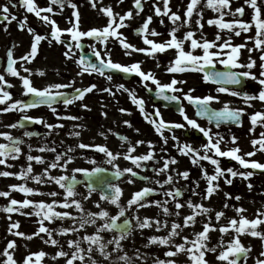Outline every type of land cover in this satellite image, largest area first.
Here are the masks:
<instances>
[{
    "label": "snow or ice",
    "instance_id": "1",
    "mask_svg": "<svg viewBox=\"0 0 264 264\" xmlns=\"http://www.w3.org/2000/svg\"><path fill=\"white\" fill-rule=\"evenodd\" d=\"M92 6L95 8L97 5V0H90ZM200 0H189L186 5L184 11V19L183 24L190 25L192 23V17L194 12L197 10V6ZM245 4L250 6L253 9V21L255 22L257 34L255 38V48L249 49V52H252L256 49H260L262 51V55L260 57L261 61H264V39L261 37L264 36V18H261V8L262 6L258 3V0H244ZM11 7L15 8L17 6L23 7L26 12L34 13L38 18L43 20L45 23L51 25V36L59 43L66 44L67 50L64 52V56L67 59H72L73 56V48L80 49L82 47L81 40L84 37L93 38L95 41H98L104 45L103 54L100 49L96 48L95 44L90 45L93 49V54L96 57L98 63H93L91 60L87 59L85 56L80 55L78 57V63L80 64V71L78 75H83L84 73H98L100 75H106V70H118L119 72L129 73V74H137L142 81L148 82L151 81L155 84V94L158 97H163L165 100L169 101H178L180 97L176 95H166V91L170 90L171 92L175 93L177 91H182L181 89L176 88L175 86L179 83H184L183 81H178L173 77L171 82L169 83H161V81L152 73L151 71H143L141 68V62H133L131 64H122L120 62H115L111 58V52L107 49V43L109 38H114L119 41L122 47L126 50V54L130 55L131 51L145 53L149 56H153L157 52H164L167 48H175L178 50V55L174 62L170 63L169 67L166 69L167 72L170 73H177L186 70V66H190L193 70H198L203 72V78L205 81H212L221 85L217 89L218 92L230 93L233 96L241 97L248 106H252L251 101L259 100L260 102L264 103V63L260 64V73L257 76L256 73L251 71L254 67H256V61L249 56L248 63L242 64L239 62L240 56V49L245 47L243 44H236L233 45L231 43V37H228L227 40L217 44L215 41H209L204 39L202 42L195 39V33L191 30L187 31L184 35V40H190L191 48L193 50L197 48L203 49L202 55H194L192 51H185L183 48V41L177 38L176 32L178 30L179 25L177 24L178 21H181V16L178 11H172L170 8V0H163V7L160 4L156 3L155 0L153 2V8L155 14L157 16H168L169 20L176 25L173 27L170 32L169 36L170 39L164 42H156L153 39H149L148 35H144L143 40L144 43L150 47L144 48H136L130 42H127L126 37L123 36V33L118 31L122 27H126L125 21L127 19H131L133 17V10L129 9L123 15L114 12L111 5L103 6L100 11L104 13L108 17L107 24L103 27H92L88 30H81L80 29V14L77 10V5L73 2V0H50V3L47 7L41 8L36 3L35 0H9ZM66 4L70 6L74 11L72 16L75 18L73 20H69L71 23V27L61 29L56 20L51 19L49 15L42 13H54V9L52 5H58L59 8L62 10ZM133 4L136 10L143 11L144 4L143 0H133ZM207 6L212 8L214 11L219 13L217 18H212L207 21L209 25H217L220 29H229L234 30L235 28L239 27L244 31H248L249 27L251 26L249 23L245 22L242 19H234L232 21H225L223 17L226 14H230L235 16L239 14L240 16L244 15L245 8L243 6L235 8L233 11L231 8V0H207ZM227 10V11H225ZM137 12V14H138ZM202 19V12H198ZM201 19H197L195 23L199 27H203L201 23ZM152 20V16L149 15L144 20L142 26L136 29L137 33H148L149 25ZM7 21L11 23L12 21H18V27L21 30H24L27 25V17L25 16L23 19L18 20V17L15 13H13L9 7V4L6 3L0 6V23ZM163 23V20H161ZM5 30H7V24H5ZM27 31L30 33H34V29L31 27L27 28ZM62 33H68L73 43H67V41L61 40ZM152 35H159L156 33L155 30H151ZM236 35H240L239 31H236ZM45 37L40 34H34V38L32 40L30 46V52L21 57H14L13 49L9 48L7 50V66L5 68V73L11 74L13 76L19 77L22 82V86L24 89V95H31L32 99L30 100H15L11 103H8L6 107L0 108V112H9L12 110H24L33 107H37L39 105H47L51 111L55 114L57 121L62 119H72L77 120L79 117L76 116H69V115H61L57 112L56 108L53 107L54 103L58 101L59 98H63L62 102L67 108L69 105L73 104L76 100H83L85 95L91 93L94 89H97V85L95 83H91L88 86L75 88L73 87L75 84V80L68 84L64 83H50L42 88L36 87L32 80L30 79L31 70L28 68H24L23 71L29 73V75H21V72L14 67L17 61H30L37 55L38 52V44L39 42L44 39ZM222 38L217 33L216 41H220ZM216 48L219 49L218 51H212L211 49ZM225 49H229L226 53L224 52ZM226 56V58H221ZM225 65L231 66L232 69L238 68H246L247 71H212V72H205L204 68L208 65H213L216 62ZM40 75H43V71L38 70ZM106 78L108 81L113 80L112 74H107ZM243 78H251L256 80L260 85L261 88L259 89L258 93L256 94H249L246 91L240 90L235 91L229 87L224 85H241ZM5 86L12 87V85L5 79V74L0 73V104H4L5 101H9L11 99V93L5 90ZM147 86V84L145 85ZM72 88V92H64L60 91L61 89ZM117 90L127 91L130 94V99L134 104H136L140 111L144 113L145 119L149 120L155 126V131L163 136V129H171V128H184L185 125L181 123L175 122H168L165 121L160 114L159 109H156L152 117H161L159 120L155 118H150V114L145 112L144 108V100L141 97H138L134 91L126 88L124 84L116 85ZM151 90V89H150ZM101 92H108L110 95H115L116 93L113 91L111 87L101 88L99 89ZM191 89L188 93L184 94V98L188 100L190 103H193L197 106V116H206L211 122L213 119L216 121V126L219 127L220 122H228L232 121L237 124L241 123L242 114L246 111L244 108H233L230 107L229 103L225 102L224 106L219 110H213L209 107V103L213 100H219V97H214L212 95H206L203 97L199 96H192ZM84 108H88V105H82ZM121 112H126V109L121 108ZM178 111L183 116V119L187 122V125H190L192 128L198 129L200 132L207 137V143L201 146L203 150V154L201 155V150L194 148L190 144H183L180 145L178 142V138L173 136L172 139L177 141V144L174 145L177 148V151L180 152L182 155H190L192 158V162L198 163L199 160H207L210 161L212 165L215 166L214 174L209 175L207 169H202V173L207 180V188L205 190V194L203 199H209L211 195L216 191L219 187L218 183H214L219 180L221 176H224L225 183L231 184L232 180L228 178L226 173L231 177L240 176L241 178L247 179L251 177L254 173L252 171H237L233 168H221L219 160L214 158L212 155H209L210 152H214L218 157H231L235 161H237L242 168L244 169H259L264 170V162L257 161L255 159H246L247 157H253L255 155V151L247 152L244 155H240L241 149L236 146L232 147L228 150H222L220 147L221 141L224 137L220 133H215L216 139H213V134L211 133V129H206L202 127L196 119L190 118L184 108L181 106ZM106 115V114H105ZM250 120L252 124V128L250 131H255V126L259 123L264 125V111H255L250 115ZM21 121H29L35 123H43L45 124L46 128L48 129H55V128H62L64 127L61 123H47L43 117H30V116H23ZM17 121L15 123L7 125L9 128H17V127H25V125L21 122ZM124 123L131 127L130 121H124ZM82 127L81 125H75L73 131L69 132L71 136H79L80 132L76 131V128ZM108 131H112L109 129ZM139 132V129H136ZM121 141H128L127 136H122L119 133H115ZM26 137H31L33 135H39V133H33L32 131H25L23 133ZM101 135H105V133L101 132ZM0 137H3L7 142L0 143V165H7V159L10 157L12 159H17L18 156L22 153V148L20 145L24 143L22 138L15 137L8 131H0ZM237 137L235 135L231 136V142L235 144L237 141ZM167 137L164 138V144H167ZM144 143V141H136V144ZM150 146V150L146 154L141 155H133L132 153L135 152V145H132L129 142V147L126 153L120 152H113L110 150L107 145H87L84 143H79L77 147L79 148H89L94 147L98 149L100 152L105 153L106 156L109 158V163H113L118 157L124 156L125 159L130 160L136 167H141V162L149 161L155 158L154 150L152 146V142H147ZM252 145L254 148L258 145L259 150L264 151V133L260 134L259 139H253ZM29 152L27 154V167L21 168L18 173H13L9 171L0 172V176L9 177V176H16L21 179L29 178V174L33 172L32 161H36L37 163H45V159L41 155H32L31 150L32 146L28 145ZM40 152L45 151H52L56 153L54 160L48 163V166L44 168L43 172L37 175H33L30 178L35 180L37 183H55L57 184L60 189H63V199L56 200L53 199L50 203L45 201L34 202L31 199H24L23 201L17 199H10L9 203L4 207V211L11 214L14 212H19L21 208L33 205L42 211V219L39 222V228L36 233L33 235H39L40 233H46L49 239L46 243H51L52 245H57L58 241L52 238V231L49 230L48 227L45 226L44 221L47 220L51 222L54 219H64V218H71L73 222L72 227H63L59 229L61 234H68L71 232H79L80 230L86 229V226L89 224H97V221H102L98 224L96 231L93 234L85 233L79 240H69L68 245L70 248H74L75 251L71 253L64 251L63 249L59 250L53 259H57L58 257H64L66 259V264H74V262L79 261L80 264H99L97 260L92 256L93 246H95L100 253L106 258H111V251L122 250L123 246L121 241L126 238L125 233L130 232L132 227L135 226L139 229H144L146 227H151L152 223L154 222L157 229H159L162 224L160 220L152 221L148 217L140 218L138 215L133 217L132 219L125 218L123 219L122 223H118L121 217H125V212L128 208H132L133 206L137 207H145L151 204H155L157 206L162 207V210L165 215H176L179 216L180 212L179 209L184 207L183 204L180 203L179 197L183 195V190L180 187H173L169 188L164 192L166 197H171L172 202L175 204L176 212L172 213L167 206L169 201L165 199L164 201L155 200V201H147L146 198L149 196L150 193L156 191V189L145 186L144 188L134 192L131 198L127 201V206L120 205V196L122 195V189L113 183H106V187L100 188V194L102 200L110 201L112 204L116 205L119 209L117 215H110V213L106 209H100L97 212H92L85 209L83 205V200H87L94 191L97 190L94 187L91 181L87 182L88 187V194L83 195L82 199H77V196H81L82 194L77 193L75 189V185L77 184V176L75 173H84L85 176H91L93 173H98L103 171L101 168H93L89 169H82L76 168L73 170V175L69 177L68 175H52V169H65L67 170L68 163L73 159L71 155L62 154L56 152V148L49 147L45 144L43 147L38 149ZM72 148H68V152H71ZM177 163L174 157L166 158L163 162L162 167L158 169H154L157 175L161 173H168L165 179H153L148 176H144V180H152L153 183L158 184L163 188L165 185L174 184L175 179L177 176L187 179L190 175L189 171L185 170L183 172L176 173L174 176L169 171V165ZM11 167V165H8ZM115 169L114 176L121 177L125 173L130 174L129 182H134L133 177L139 176V173L134 171L132 167H125L121 169L118 165L113 164ZM198 186V181L196 182ZM252 185L249 183V188ZM11 190H19L25 194H33L39 192V189H34L32 187L26 186V184H11L9 185ZM195 192V190H193ZM49 196L56 197L60 195L55 191L49 192ZM226 197L232 198L231 193H226ZM0 196L9 197V191H0ZM235 199L239 200L240 197L236 196ZM59 205L64 209H69L74 207L79 215L74 216L69 211L57 212L55 210L56 206ZM97 208H100L99 201L96 202ZM187 206L191 209V213L183 218V225L177 223L176 221L171 222V228L166 236H150L148 237L149 243H159L161 245H173L172 238L179 235L178 229L183 226H188L190 224H195L196 219L198 216L209 214L211 209L205 206L203 203H195L191 199L187 201ZM229 205L225 204V208ZM236 211L238 213H243L245 209L242 207L237 208ZM36 215H41V212H37ZM225 215L223 211H217L215 214V219L220 221L221 218ZM9 220H11V216H9ZM134 221V225H133ZM264 224V211L257 210L256 218L249 219L243 215L240 216L239 219L231 218L227 225H220L219 231L222 233L229 232V229L234 230L235 236L228 242L221 241L216 247L221 248L222 250L219 252L217 259L219 261L226 262V264H246L247 258L249 253L251 252V245L245 246L240 236L243 233H248L252 237H256L264 241V231L259 230L258 226ZM163 226H167V221L164 222ZM19 228V222H12L8 231L13 233V229ZM108 230V231H116L119 230L120 234L117 237H114L112 240L105 241L104 238L100 235L101 231ZM210 230H215V226L211 223V217L209 220L204 223L203 230L194 233L195 239H189L187 236L183 237L182 243H176L173 247H169V250L165 253L166 259H159L157 258L154 261V264H177V262L172 259V257L177 256L181 252H187L190 260V264H209V262L205 259L206 251H216V247L209 248L206 241L209 240V232ZM16 236H25V233L20 231H15L13 233ZM31 239V236L27 237ZM87 241L88 247L83 248L81 247V242ZM109 245H114L115 247L109 250ZM190 245L189 247H186ZM15 248V241L10 240L8 241L6 247L3 249V252L0 255H3L4 259L0 261V264H18L16 259L14 258L13 252L10 251ZM139 254V253H137ZM47 255L43 250L35 253H30L27 257L24 258L23 264H32V257H36V264H40V258ZM264 251L260 253L258 257L255 258V264H264ZM117 259L125 261L126 264L129 261L127 253L125 252L122 256H119Z\"/></svg>",
    "mask_w": 264,
    "mask_h": 264
},
{
    "label": "flooded vegetation",
    "instance_id": "2",
    "mask_svg": "<svg viewBox=\"0 0 264 264\" xmlns=\"http://www.w3.org/2000/svg\"><path fill=\"white\" fill-rule=\"evenodd\" d=\"M159 1L160 0H155L156 3H158ZM73 2L77 5V10L80 14L79 26L81 30L86 31L92 27H100V24L98 23V16L94 11L95 8L93 6H90L91 13H88L86 17H83L84 0H73ZM153 2L154 0H144V11L140 19V27L142 26L147 16L151 15L152 20L149 25L148 33H140L138 35L142 36V41L140 42L142 48L150 47L144 43V35H148L149 39H153L156 42H164L170 39L169 32L173 27L176 26L173 25L168 16H157L155 14ZM6 3L9 4L11 11L17 15L18 20L23 19L25 16L27 17V25L24 30H21L18 27V21H12L11 23L4 21L0 23V73H4L5 79L12 85V87L10 88L5 86V90L11 93V99L9 101H5L4 104H0V108L6 107L8 103H11L15 100L27 101L32 99L31 95L23 94L24 89L19 77L5 73V68L7 66V50L9 48H12L14 57L16 58L26 55L30 52V46L34 38V34H40L45 38L39 42L38 52L34 58L27 62L18 60L16 65H14V67H16L21 72V75H29V73L24 72L23 69H30V79L36 87L40 88L50 83L68 84L75 80V84L73 86L75 88H81L88 86L91 83H95L97 85V89H94L91 93L86 94L83 100H76L67 108H65L62 102L63 98H59L58 101L54 103L53 107L56 108L58 113H60L61 115L79 117V119L77 120L62 119L57 121L55 114L47 105H39L37 107L20 111L12 110L9 112H0V131L11 132L13 136L20 137L24 141V143L20 145V147L22 148V153L18 156L17 159H12L9 157L7 159V165H0V172L9 171L18 173L21 168H26L28 164L26 158L29 152L28 145L32 146V155H41L45 159V163H37L36 161H32L33 172L29 174V178L27 179H21L16 176H0V191L10 192L9 197L0 196V245L7 244L8 241L14 240L15 244L19 245L20 249H24L26 246L29 247V250L25 252L24 255H29L30 253L39 252L41 250L47 253V255L40 258V264H65L66 259L64 257H58L57 259H53L52 257L55 256L56 253L61 249L69 253L75 251L74 248L69 247V240H79L85 233L93 234L96 231L97 225L92 224L93 229L90 232L87 230V226L86 229L80 230L79 232L61 234L59 232V229L63 227L73 226L71 218H57L52 220L51 222L45 220V226L48 227L50 231H52V238L58 241L57 245H52L51 243H46V241L49 239L46 233L33 235V233H36L38 231L39 222L42 219V211L40 209L33 205H30L21 208L19 212H14L11 214L3 210L4 207L9 203L10 199L23 201L27 198L33 200L34 202L45 201L48 203H50L53 199H63L64 190L60 189L57 184L51 182L37 183L35 180L30 178L33 175L42 173L44 168L48 166V163H50L55 158L56 153L52 151H38V149L40 147H43L45 144H47L49 147L54 146L56 148V152L71 155L73 157V159L67 165V170L60 168L52 169V175L63 174L71 177V175H73V170L76 168L91 170L97 167L103 169L104 172L109 174L115 171L113 164L118 165L121 169L125 167H132L134 171L139 173V176L133 177L134 182H136L135 184L137 186L141 185L142 187L140 189L144 188L145 186L156 189V191H154V195L150 197L153 200H156L159 199L157 197L165 196L164 192L167 189L173 187H180L183 190V193L190 190L191 196L194 195L195 192L203 193L207 188V180L202 173V169H207L209 175L215 172V166L212 165L210 161L199 160L198 163L194 164L190 155H182L174 146L177 144V141L172 139L173 136L178 138V142L180 145L187 143L192 145L196 149H200L202 155L203 150L201 146L207 143V137H205L202 132H200L198 129L192 128L190 125H187V122L183 119V116L178 111L181 106L184 108L186 114L190 118L196 119L202 127L211 129L214 140L216 139L214 135L215 133H220L224 137V139L220 143V147L222 150H228L232 147H236V142L235 144L231 142L232 135H235L236 137L242 136L243 138H251V140H253L254 138H259L258 124L255 126V131H250V129L252 128L250 115L255 111H261L263 109L261 105L264 106V103L260 102L259 100H253L251 101L252 106L250 107L244 102L241 97L233 96L230 93L218 92L217 89L221 87V85L212 81H205L203 78V72L193 70L190 66H188L186 70L182 72H167L166 69L169 67L170 63L174 62L176 59V57H173L174 54L178 52V50L174 47L167 48L164 52H157L153 56H149L144 53V59L142 60L146 64H158V67L156 69L151 68V70L145 69V65H142V67L144 69L143 71H151L152 73H154V75L161 81V83H169L171 82L173 77L178 81L184 82L179 83L175 86L182 91H177L175 93L171 92L170 90L166 91V95H176L180 97L178 101H169L165 100L163 97L153 95L155 91V84H153L151 81H142V79L137 74H133L131 75V77L127 78L123 75H116L106 72V75H113L112 81H108L106 75H100L98 73H84L83 75H78L81 67L77 62L78 57L86 53L89 57V60L94 62L97 59L94 56L93 49L90 47V45L95 44L96 48L100 49L102 54L104 51V45L98 41H95L93 38L84 37L81 40L82 47L80 49H76L74 47L72 59L69 60L64 56V52L67 50L66 44L57 42L51 36L50 24L45 23L34 13L26 12L23 7H21L20 9H18L17 7H11L9 0H4V3L3 0H0V6ZM35 3L39 7L45 8L49 5L50 0H35ZM148 3H150V6H146ZM258 3L262 6L261 18H264V0H258ZM52 7L54 9V13H42V15L47 14L51 19L56 20L58 26L61 29L71 27L72 25L71 23H69V20L71 19L74 21L75 18L72 16L74 10L67 4L62 10L58 5H52ZM170 8L172 11H178L182 18L181 21H183L184 8H175L171 6ZM249 9L251 10V12H248L247 8H245L243 16H240L239 14H236L235 16L226 14L223 17L225 21H232L235 18L244 20L251 25L248 31H244L239 27L235 28L234 30H229L220 29L217 25H209L207 21L212 18H217L219 16V13H216L213 17L210 16L208 20L204 16H202V19L200 16H195L193 17L194 21H192V23L188 26L190 30H193L192 28H198V25L195 23V21L197 19H201L203 28L199 30L198 33L194 32L193 30V32L195 33V39H197L198 41L202 42L204 39H207L209 41H215V43L219 44L224 40H227L228 37H231V43L233 45H245V47L240 49L239 62L242 64H246L248 63L249 56H251V58L256 61V67L251 69V71L256 73L258 76L261 71L259 66L261 63H264V61H261L260 59L262 55V51L260 49L249 52V49L255 48V38L257 34L255 22L252 19L253 9L251 7ZM161 20H163V23H161ZM181 21H178L177 24H179V22ZM125 23L127 26L122 27L119 30L123 33V36L126 37L127 42H132V39L127 33H132L134 26H130V24H127V22ZM5 24H7V30H5ZM28 27L33 28L34 33L28 32ZM151 30H155V32L159 33V35H152ZM41 31H43V34L41 33ZM236 31H239L240 35H236ZM217 33H219L222 38L220 41H216ZM261 38L264 39V36H262ZM61 40L67 41V43L74 44V41L71 40L68 33H62ZM117 44L122 46L118 40L109 38L107 49L111 52L112 60L115 62H122V64H129L128 60L130 58L121 56V54L119 53V49L116 47ZM211 50L218 51L219 49L213 48ZM188 51H192L194 55L203 54L202 48L193 50L191 48V43L188 45ZM227 51H229V49L224 50L225 53ZM221 58H226V56ZM38 70L43 71L44 74L40 75ZM228 70L247 71L248 69H232L231 66L220 64L218 60L215 64L205 66L204 68L205 72ZM118 84H124L126 88L134 91L138 97L143 98L145 112L150 114V118L159 120L162 117L165 121L181 123L185 125L184 128H177L176 130H172L176 134L167 140V144H163L162 146H160L161 152L159 156L154 159V163H147V161H144L141 162V167H136V165H134L130 160L125 159L123 155L118 157V159L120 160H115L113 163H109V158L106 156V154L100 152L98 149L94 147H77V145L81 142L87 145H107V147L113 152L118 151L120 153H126L130 142L132 145H135V152L132 154L141 155L147 153L150 150V146L147 143L148 141H151L152 144L156 143L157 141L164 143L163 137L165 136H161L159 133H157L155 131V126L150 123L149 120L145 119L144 113H142L139 107L130 99L129 92L117 90L116 85ZM146 84L147 86H145ZM224 86L229 87L235 91L243 90L248 92L249 94H256L261 88V85L256 80H253L251 78H243L241 85ZM106 87H111L116 94L113 96L108 92L99 91V89ZM190 89L192 90V96L203 97L206 95H212L214 97H219V100H213L209 103V107L213 110L221 109L224 106L225 102L229 103L230 107L233 108H244L246 111L242 114L241 123L239 125H233L227 124V122H220L219 127H217L216 121L214 119L209 122L208 117L197 116V106L193 103H190L184 98V94L188 93ZM60 91L71 93L72 88L61 89ZM82 105H88V108H84L82 107ZM121 108L126 109L127 111L121 112ZM156 109H159L161 117L151 116V114H153ZM23 116L43 117L47 123H61L64 125V127L50 130L46 128L45 124L43 123L21 121V118ZM17 121H21L25 125V127H7V125L15 123ZM124 121H130L131 127L126 125ZM75 125L82 126L75 129L76 131L80 132V135L78 137L69 135V132L73 131ZM109 129H111L112 131H108ZM136 129H139V132H137ZM25 131H32L33 133H39V135L26 137L23 135ZM163 131L171 132V130L168 129H163ZM101 132L105 133V135H101ZM115 133H119L122 136H127L128 141H121ZM138 140L144 141V143L136 144V141ZM6 142L7 141L3 137H0V143ZM69 147L72 148L71 152H68ZM153 150L155 149L153 148ZM251 151H255V155L246 159H255L259 161L262 158L260 157L258 145L255 148L253 145H249V148L247 150L242 151L241 149L239 154L244 155L245 153ZM209 155H212L214 158L219 160L221 168H226L225 166L228 167V163H233L231 160H228L227 157L216 156L214 152H210ZM169 157H174L177 161V163L169 165V171L174 176H176V173L187 170L190 173L187 179L177 176L174 184L165 185L163 188H161L160 185L153 183L151 179L147 181L143 179L144 176L159 180L165 179L168 173H161L160 175H157V173L153 170L162 167L164 160ZM8 165H11V167H8ZM239 169L240 171H244V168H242L241 165H239ZM75 175L77 176L78 181L75 185L76 192L82 194L81 196H77L76 198L82 199L83 195L88 194L87 182L84 178L85 174L75 173ZM129 176L130 174L125 173L117 182H111L109 178H104V184L106 185V183L110 182L118 185L123 181L129 180ZM254 177L259 178L258 176H251L247 179ZM197 181L198 186L196 183ZM21 183L26 184V186L28 187L39 189V192L33 194H25L20 192L19 190H11L9 188V185L11 184ZM135 184H131L128 186L137 188ZM193 190H195V192ZM52 191L60 193V195H57L56 197L49 196L48 193ZM93 195L96 196L95 200H83V205L85 209L92 212H97L98 208L96 206V202L99 200L98 198L100 194L96 190L92 193L91 196ZM147 198H149V196ZM167 198L169 201H172L171 197ZM55 210L57 212L69 211L74 216L79 215L78 211L74 207L64 209L57 205ZM38 211L41 212V215H36ZM9 216H11V220H9ZM17 221L19 222V228L13 229V233L15 231L23 232L25 233V236L23 237L16 236L8 231L10 224ZM259 230L264 231V227L259 228ZM28 236H31L32 238L28 239ZM206 243L209 248H213L216 247L214 244L217 242L211 240V236H209V240L206 241ZM84 246H88L87 241L81 242V247ZM221 250V248L216 247L215 252L206 251L205 259L209 262V264H226V262L219 261L217 259V256ZM262 251H264V241H261V239L259 238L253 237L251 252L248 255L246 264H255V258L258 257ZM93 252H98V249L95 246H93ZM184 253L186 252H181L179 254ZM179 254L173 258H179ZM32 263H36V260ZM74 264H80V262L76 261L74 262Z\"/></svg>",
    "mask_w": 264,
    "mask_h": 264
},
{
    "label": "rangeland",
    "instance_id": "3",
    "mask_svg": "<svg viewBox=\"0 0 264 264\" xmlns=\"http://www.w3.org/2000/svg\"><path fill=\"white\" fill-rule=\"evenodd\" d=\"M189 0H170V6L171 7H183L184 11L186 8L187 3ZM4 3V0H3ZM160 6H163V0H160L158 2ZM111 5L114 12L119 13L123 15L125 12H127L129 9L133 10V17L131 19H127L125 22L127 24H130V26L139 27L140 26V19L143 15V11H137L133 7V0H97V5L94 9V11L97 13L98 16V23L100 26L107 24L108 17L100 11V9L103 6ZM92 6L90 0H84V14L83 17H86L88 13H91ZM146 6H150V3H148ZM243 6L244 8H247L248 12H251L249 9L250 6L245 4L244 0H231V7L232 10H235V8ZM138 12V14H137ZM198 12H202V16H204L207 20L209 17L215 16L217 13L212 8L207 6V0H200L197 10L193 17L199 16L197 15ZM192 17V21H194ZM96 19V18H95ZM237 19V18H235ZM179 30H177L176 34L178 38H180L181 41H183V48L185 51H188V45L191 43L190 40H184V35L187 31H189V26L187 24H183V22H179ZM203 28V27H202ZM198 26V28H192L194 32L198 33L199 30L202 29ZM191 30V31H193ZM129 37L132 39L133 45H135L136 48H142L140 45V42L142 41V36H134L131 32L127 33ZM195 38V37H194ZM116 47L119 49V53L122 57L130 58L128 60V63L131 64L133 62H141L142 65H145L146 69L151 70V68L156 69L158 67V64L156 63H150L146 64L144 61V53L131 51V54H126V50L120 46L119 44L116 45ZM178 54L175 53L173 57H176ZM141 59V60H140ZM122 63V62H121ZM263 108L261 111H264V106L261 105ZM259 138L260 134L264 133V125L259 124ZM144 128V127H143ZM163 131V130H162ZM176 133L171 132H165L163 131V136L167 137V140L170 139L173 135ZM163 137V140L164 138ZM236 141V146H238L242 151H245L249 148V145H252L251 138H243L242 136H238ZM258 138V139H259ZM256 139V138H254ZM154 142V141H153ZM154 144V145H153ZM152 146L155 149L154 150V156L156 159L160 152L161 147L164 143L157 141L156 143H153ZM259 149V146H258ZM260 161L264 160V151L259 150ZM146 154V153H144ZM250 158V157H245ZM154 159L147 161V163H154ZM117 161L120 159H116ZM233 163H228V167L226 168H233L237 171H240L239 169V163L232 161ZM214 174V173H213ZM228 176L229 179L232 180L231 184L225 183L224 176H221L218 181L214 183H218L219 187L216 189V191L211 195L209 199H203V196L205 194V191L203 193L195 192L194 195L191 196V191L184 192L183 195L179 198V201L181 204L184 205L181 209H179L180 215L176 216L174 214L172 215H165L162 207L157 206L155 204H151L145 207H137L133 206L132 208H128L126 210V214L132 219L136 215H138L140 218L148 217L150 220H160L162 226L157 229L155 223H152L151 227H146L144 229H139L137 227H133L132 231L129 232L125 239L121 241V244L123 246L122 250L117 251H111V258L106 259L98 250V252H92V256L99 262V264H126L125 261L117 259L119 256H122L125 252L127 253V256L129 258V261L127 264H154V261L159 259H166L165 253L169 250V247H173L176 243H182L183 237L187 236L190 240L195 239L194 233L199 232L203 230V225L205 222L209 220V217H211V223L215 226V230H210L209 236H211V240L216 241L214 245L217 246L221 241H224L225 243L230 241L236 234L234 230L229 229V232L222 233L219 231L220 225H227L229 220L231 218L239 219L241 215L249 218L254 219L256 218L257 210L264 211V180L261 178H249L244 179L240 176L231 177L227 173L225 174ZM155 177V176H154ZM129 180L123 181L118 186L122 189V195L120 196V205L121 206H127V201L131 198L132 194L142 187L141 185L137 186L135 183L132 182L129 183ZM249 183L252 185L251 188H249ZM131 184H135L137 188H132L133 186H128ZM139 187V188H138ZM226 193H231L232 198L226 197ZM95 195V194H94ZM90 196L88 199L95 200L96 196ZM191 196V197H189ZM236 196H239L240 199H235ZM160 201H164L165 199L168 200L167 197L161 196L157 197ZM99 204L100 208H98V211L100 209H106L110 215H117L118 214V207L114 204H112L110 201L102 200L101 196L99 195ZM191 199L195 203H203L205 206H207L209 209H211V212L209 214H204L201 216H198L196 219L195 224H190L188 226H183L179 231V235L172 238L173 245H161L158 242L157 243H149L148 237L156 235V236H166L168 235V232L171 228V222L176 221L177 223H180L183 225V218L191 213V209L187 206V201ZM147 201H155L152 198H147ZM169 201V200H168ZM86 204V203H85ZM225 204L229 205L227 208H225ZM172 213H175L177 210L175 208V204L172 201H169L167 205ZM242 207L245 209L243 213H238L236 211L237 208ZM217 211H223L225 215L221 218L220 221H217L215 219V214ZM167 221V226H163L164 222ZM102 221L98 220L97 226ZM134 223V221H133ZM87 230L90 232L93 229L92 224L87 225ZM86 226V227H87ZM264 227V224L259 225V228ZM100 235L104 238L105 241L112 240L114 237H117L118 235H114L113 233L109 232L108 230H104L100 232ZM240 239L242 243L247 246L251 245L253 241V237L248 233H243L240 236ZM190 245H187L186 247H189ZM5 248V244L0 245V253L3 252V249ZM88 247V246H87ZM83 247V248H87ZM114 245H109V250L113 249ZM2 249V251H1ZM29 247L26 246L24 249H19L18 246L15 244V248L10 250L13 252L14 258L18 262V264H23L25 256L22 255L24 252L28 251ZM139 253V254H137ZM97 257V258H96ZM4 259L3 255H0V261ZM36 257H32V261L35 260ZM177 264H190L189 256L188 254H179V258H173ZM179 259V261H178ZM66 264V263H65Z\"/></svg>",
    "mask_w": 264,
    "mask_h": 264
},
{
    "label": "water",
    "instance_id": "4",
    "mask_svg": "<svg viewBox=\"0 0 264 264\" xmlns=\"http://www.w3.org/2000/svg\"><path fill=\"white\" fill-rule=\"evenodd\" d=\"M252 172H255V173H260V174H263L264 175V170H259V169H256V170H253L251 169ZM108 174L106 175L105 173H102V172H98V173H95L93 174V176H90V177H87V180L88 181H91L94 185V187H96L98 190L100 188H104L105 186L103 185V178L106 177L107 178ZM111 180H116L117 177H112L110 178ZM122 223V221H121ZM119 232V230H116Z\"/></svg>",
    "mask_w": 264,
    "mask_h": 264
}]
</instances>
